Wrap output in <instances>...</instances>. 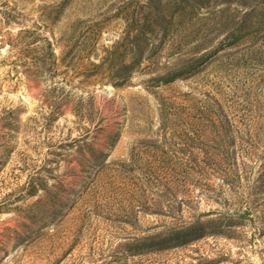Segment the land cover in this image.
Here are the masks:
<instances>
[{
	"label": "rangeland",
	"instance_id": "1",
	"mask_svg": "<svg viewBox=\"0 0 264 264\" xmlns=\"http://www.w3.org/2000/svg\"><path fill=\"white\" fill-rule=\"evenodd\" d=\"M0 264H264V0H0Z\"/></svg>",
	"mask_w": 264,
	"mask_h": 264
}]
</instances>
